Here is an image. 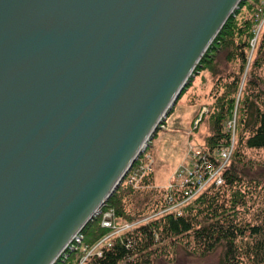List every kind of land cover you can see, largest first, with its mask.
<instances>
[{
	"label": "water",
	"instance_id": "95a60500",
	"mask_svg": "<svg viewBox=\"0 0 264 264\" xmlns=\"http://www.w3.org/2000/svg\"><path fill=\"white\" fill-rule=\"evenodd\" d=\"M241 0H0V264H52Z\"/></svg>",
	"mask_w": 264,
	"mask_h": 264
},
{
	"label": "trees",
	"instance_id": "16d2710c",
	"mask_svg": "<svg viewBox=\"0 0 264 264\" xmlns=\"http://www.w3.org/2000/svg\"><path fill=\"white\" fill-rule=\"evenodd\" d=\"M244 1L241 0L227 18L195 69L202 62L208 63L213 52L228 50L231 46L233 49L238 46V57L247 63L244 47L249 51L255 19H245L241 25L234 20V15L245 4ZM235 34L236 39L233 41ZM242 35L246 40L237 44ZM261 36L259 52L264 47V32ZM247 40L248 43H245ZM259 52L254 58L244 87L238 92L241 78L235 76L227 84L228 88L222 96L217 98L210 116L211 132L206 137L202 157L197 160L196 169L201 173L207 172L209 167L215 170L221 165L219 151L228 148L232 143L234 136L232 130L227 128V123L235 115L237 135L234 137L231 159L220 171L222 183L215 185L214 182H209L189 199L184 192L190 183H172L170 188L161 190L155 187L153 194L157 198L151 202L150 211L142 215H132L126 213L122 203L124 191L120 189L121 181L100 207L99 213L111 211L112 219L118 224L115 229L123 224L128 226L123 225L121 228L124 229L112 235V239L101 247L99 254L88 256L85 264H150L149 254L157 242L167 244L183 236L193 240L194 246L201 248L203 252L213 249L215 245H221L223 252L220 264H234L236 261L239 263L242 256L251 258L254 264H264L263 165L246 159L243 149L240 148H264V77L254 71L258 67L264 68V48ZM181 93L182 91L178 98ZM152 178L151 173L143 176L141 187L152 184ZM131 190L132 188L128 189L126 193H132ZM260 198L262 201L259 204ZM146 200L147 198H138V208H142ZM182 201V204L172 207ZM257 203L256 220L246 221L243 216ZM146 216L148 219L144 220ZM100 219L101 215L93 216L80 230L79 234L82 235L85 245L96 243L105 236L107 228L101 226ZM133 222L137 223L133 225ZM237 237L241 240L250 237L252 241L239 247L235 244ZM77 244L78 240H72L55 263L64 262L65 255L77 252L78 249H74Z\"/></svg>",
	"mask_w": 264,
	"mask_h": 264
},
{
	"label": "rangeland",
	"instance_id": "374dc122",
	"mask_svg": "<svg viewBox=\"0 0 264 264\" xmlns=\"http://www.w3.org/2000/svg\"><path fill=\"white\" fill-rule=\"evenodd\" d=\"M244 2L245 4L234 15V20L236 24L241 25L245 19H255L254 35L250 40L249 51L244 47V53H247L248 57L247 63H244L238 57V46L235 49L231 46L228 50L213 52L211 57L208 58V63H200L198 68L192 72L180 97L170 108L168 114L159 122L158 128L154 131L147 146L135 160L126 174L127 176L120 184L121 191H124L122 203L126 213H131L132 215L148 213L152 204L151 202L157 198L153 194L155 187L161 190L167 189V187L170 188L172 183L183 185V181H181L182 177L187 175L188 171L194 170L198 165L197 160L202 157L201 152L203 151V147H205L206 137L211 132L210 116L213 106L218 101L217 98L222 96L228 88L227 84L235 76L241 78L238 92L244 87L254 58L259 52L260 39L264 32L263 0H245ZM235 39L236 34L233 41ZM241 40L244 42L246 37L240 36L237 44ZM245 43H248V40ZM254 71L264 77V68L258 67ZM236 126L238 128L237 124L231 129L232 136L234 137L237 135ZM234 137H232V142L234 141ZM240 148L243 149L242 152L246 159H251L263 165L264 170V148ZM230 159L226 162L220 159L221 164H228ZM136 168L141 169V173L133 183H129V177L133 175ZM149 173L153 176L152 184L146 187L143 186L144 188H142L143 176ZM131 188L132 193L127 194L126 191ZM138 198L142 200L147 198L146 202L142 204V208H138L136 204ZM261 201L262 198L259 199L258 203L260 204ZM258 203L245 213L243 217L246 221L256 220L258 210L255 207ZM99 215H101V226L107 228L105 236L96 243L85 245L82 242V235L78 233V236L75 238L78 240V244L74 248L75 250L78 249L77 252L72 255H65L64 262L59 261L58 264H85L88 256L96 253L99 254L101 247L112 239V235L118 234L124 229L121 228L123 225L128 226L123 224L115 229L117 223L112 219L113 214L111 211L98 212L95 216L99 217ZM147 219L148 217L146 216L144 220ZM106 223H109V225H105ZM136 223L133 222V225ZM251 241L250 237L242 240L240 237H237L235 244L241 247L242 245L251 243ZM165 243L157 242L152 247L149 254L150 264H220L222 261L223 248L221 245H215L213 249L203 252L201 248L194 246L193 240L185 236L180 237L179 240ZM61 254H64V251ZM242 257L241 262L237 263L236 261L234 264H254L251 258ZM56 260L52 264H56Z\"/></svg>",
	"mask_w": 264,
	"mask_h": 264
},
{
	"label": "built area",
	"instance_id": "2783aa9c",
	"mask_svg": "<svg viewBox=\"0 0 264 264\" xmlns=\"http://www.w3.org/2000/svg\"><path fill=\"white\" fill-rule=\"evenodd\" d=\"M235 124V115H233V118L231 121L227 123V127L232 129L234 128ZM233 148V142L231 145L226 148L219 151V157L222 161L226 162L232 153ZM224 163H222L217 169L212 170V168L209 167V170L207 172H200L196 168L194 170H190L187 172V175L183 176L181 181H183V185H187L190 183V186L186 188V191L184 194L187 196V199L191 198L193 195H195L199 190L203 189L205 185H207L209 182H214L215 185H220L222 183V178L220 175V171L223 168ZM141 173V169H135L132 176L129 177V183H133L134 180L137 179L139 174ZM171 201V198L169 199ZM184 201L180 202L179 204L173 205L172 207H176L180 204H182ZM105 225H109V223H106Z\"/></svg>",
	"mask_w": 264,
	"mask_h": 264
},
{
	"label": "bare ground",
	"instance_id": "6f19581e",
	"mask_svg": "<svg viewBox=\"0 0 264 264\" xmlns=\"http://www.w3.org/2000/svg\"><path fill=\"white\" fill-rule=\"evenodd\" d=\"M199 63V62H198ZM234 127H235V124H234ZM54 263V262H53Z\"/></svg>",
	"mask_w": 264,
	"mask_h": 264
}]
</instances>
